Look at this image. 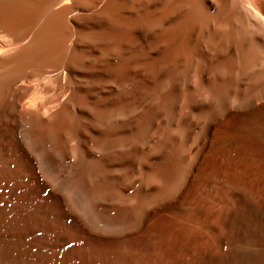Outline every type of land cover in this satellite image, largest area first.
Instances as JSON below:
<instances>
[{
    "label": "bare ground",
    "instance_id": "6f19581e",
    "mask_svg": "<svg viewBox=\"0 0 264 264\" xmlns=\"http://www.w3.org/2000/svg\"><path fill=\"white\" fill-rule=\"evenodd\" d=\"M148 240L264 264V0H0V264Z\"/></svg>",
    "mask_w": 264,
    "mask_h": 264
},
{
    "label": "rangeland",
    "instance_id": "374dc122",
    "mask_svg": "<svg viewBox=\"0 0 264 264\" xmlns=\"http://www.w3.org/2000/svg\"><path fill=\"white\" fill-rule=\"evenodd\" d=\"M69 233V234H68ZM72 233V234H71ZM64 234V233H63ZM77 237H79V236H77ZM66 241H69L67 244H69L70 242H73L74 244L77 242L76 241V237H75V234L73 233V232H70V231H67V233H66V238H65V242H64V244L66 245ZM74 241H76V242H74ZM81 242H84V240H83V238H81ZM203 242V241H202ZM204 244V243H203ZM142 246H145V249H143V253L145 254V256H146V259H147V257H150V259H151V264H173V261H174V258H176L178 255H183V252H181V251H175V252H169V250H168V252L169 253H166L164 250H165V248L164 247H160V246H156V245H153V241H151V240H148V241H144L143 243H142ZM150 246V247H149ZM155 246V247H154ZM149 248V249H148ZM200 248H202V246L200 245ZM83 247L82 246H80L79 244H77V245H75V246H73L72 247V250H73V254H74V256H76V255H79V254H81V253H83ZM155 249V250H154ZM163 250V251H162ZM78 252V253H77ZM157 252V253H156ZM163 254H162V253ZM162 255V257H160L161 255ZM159 255V256H158ZM154 256L155 257H157L156 258V260L157 261H155V258H154ZM164 256H165V259H164ZM154 258V259H153ZM149 259V258H148ZM148 259H147V261H148ZM149 259V260H150ZM160 260H162V261H160ZM169 260V261H168ZM173 260V261H172ZM155 263H154V262ZM160 261V262H159ZM153 262V263H152ZM72 264H73V262H72Z\"/></svg>",
    "mask_w": 264,
    "mask_h": 264
}]
</instances>
